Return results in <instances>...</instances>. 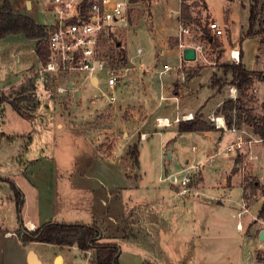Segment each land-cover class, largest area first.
<instances>
[{
    "label": "crops",
    "instance_id": "0c3cea01",
    "mask_svg": "<svg viewBox=\"0 0 264 264\" xmlns=\"http://www.w3.org/2000/svg\"><path fill=\"white\" fill-rule=\"evenodd\" d=\"M39 3L40 0H25V10L21 1L13 6L17 14L27 15L40 25L49 24H41L35 18ZM218 3V0H211L204 8L210 19L226 23ZM180 9L179 6L177 26L181 25ZM238 21L237 13L233 12L231 23L237 26ZM169 31L175 30L164 26L157 30V34L161 39ZM175 39L176 43L172 46L167 41L160 42L162 49L157 48L160 53L154 61H139L141 65L138 67L142 68L145 78L138 92L135 89L131 91L134 96L142 94L143 97L134 99L132 104L128 103V106L136 107L132 111L133 116L116 122L97 119L99 124L89 115L91 109L95 110L94 113L101 109L97 113V116H101L108 115L109 105H112L110 112L119 111L122 114L125 108L117 106V101L113 104L109 102L100 82L96 87L106 102L87 105L91 106L87 111L89 114L84 113L76 102L84 95L82 86L86 80L83 79L82 85L77 87L74 82L77 77H69L72 82H69L66 91H59L58 88L52 92L50 84L56 77L32 72L34 67L41 64L35 51L36 41L27 39L24 34L0 39V94L13 93L15 99L32 92L36 98L31 113H27L24 108L25 115L21 114L13 107V99L5 101L4 112L0 113V133L4 134L0 139V264H30L31 253L36 255L38 264H78L79 259L71 250L81 257L94 260V251L84 252L77 246L61 247L23 241L20 231L22 225L34 231L51 222L97 223L103 232L104 242H117L121 246L120 264H151L148 256L158 257L163 261L162 264H219L204 263V256L215 253L216 247L220 248L222 230L230 235L231 247L241 249L236 253L237 260H233V255L225 247L223 253L227 254V258L222 264H264L257 260L256 252L262 243L259 238L262 228L257 232L252 226V219H256V216L244 214L243 229H237L238 219L234 215L246 204L241 182L238 184L233 181L232 193L241 190L240 197H233L226 190L228 178L224 177L219 185L216 180L221 174L227 175L225 171L222 172L226 169L232 171L235 168L236 174H241V167L237 163L240 152L228 151L227 147L238 141L239 136L246 134L245 129H238L226 122L229 128L226 131L217 127L214 121L212 125L215 129L202 133L180 132L178 123L165 128L157 125L156 118L167 117L173 120L177 112L193 114L195 117L202 108L206 110L209 107V114H215L227 99L220 93L215 95L214 89L197 87L196 77L183 89L178 105L172 99L161 100V85L172 96V82L175 79L174 76L168 78L170 72L160 76V71L165 65L172 66L168 62L169 58L176 60L172 67H176L182 60L179 41ZM230 50L224 52L229 61ZM133 64L135 66H130L136 69L137 63ZM152 75L159 79L158 89H154L151 84ZM53 94L58 100L51 98ZM89 97L91 100L96 98L93 95ZM229 97L233 99L231 92ZM8 112L13 118L9 121ZM217 116L224 117L221 113ZM98 125L105 128V133L112 134V144L103 143ZM245 126L249 128L247 124ZM121 131L123 135H120ZM142 133L148 134L146 142L151 135L163 136L161 148L163 155H167L164 159L167 176L179 177L187 171L201 172L196 187L205 197L194 193L181 195L180 186L166 180L167 176L159 177L160 184L154 179L151 182L145 181L144 174L147 171L141 169L140 148L139 164L136 166L139 171H127L124 158L128 150L123 147L124 142L122 146L118 141L120 137H125L128 144L139 138L140 145L145 142L140 139ZM115 150L118 151V157L111 153ZM217 187L227 191L225 198L219 197ZM14 188L23 193L21 207L16 200ZM263 203L262 199L256 213ZM44 245L49 248H39ZM89 264H93V261Z\"/></svg>",
    "mask_w": 264,
    "mask_h": 264
},
{
    "label": "rangeland",
    "instance_id": "374dc122",
    "mask_svg": "<svg viewBox=\"0 0 264 264\" xmlns=\"http://www.w3.org/2000/svg\"><path fill=\"white\" fill-rule=\"evenodd\" d=\"M20 1L22 2L23 10H25L26 9L25 0H12V3L13 5H18ZM199 1L197 2L195 1L192 5L188 4L186 6L191 7L190 9L191 14H193L194 12L193 18L200 20L201 23H203V25L206 27V24L211 20L210 19L211 17L205 10L204 5L206 3L209 4L211 0H199ZM218 2H219L218 3L219 7H221L224 12V16H225L224 18L227 24L225 38H221V39L217 38L221 43L223 42L222 43L223 47L215 48L213 46V42L212 45L210 46L208 39H204L203 33L201 32V27L199 28V26L196 25L195 23L191 24L192 31H191V35L187 37L188 43L203 45L204 49L207 51L206 57L208 61H204L202 59L199 61L195 60L196 62L193 61L194 63L184 61L183 62L184 74L186 76L184 81L180 79V76L182 74L180 71H177L176 69H172L171 71H169L170 73L168 74V78L170 79L171 76H174L173 79H175L172 82L173 86L171 90H173V95L179 96V103L184 93L183 89L186 86H189L188 82H191L196 77L197 80L195 83L197 84V87L201 89L204 88V90L207 88L214 89L216 90L215 95L218 96L219 93L222 95V97L223 95H225L227 98L226 101L227 100H233L234 102L238 101V99L240 98V92L238 91L237 88H236L237 98L231 99V97H229L230 89L233 85L231 86L227 84L228 80L230 79V76L228 77L224 76L221 67L223 63H229V62L232 63L224 55V52L228 51L229 49L235 48L239 50L241 57L243 54V61L245 62V65L247 66L248 69L254 71L256 70L258 72H264V39H263L264 34L255 33V34L247 35L249 28L250 7L251 5H253V0H218ZM151 3L152 0H145L143 3H141L137 7V13L131 19L129 27L125 29L115 30L114 33H111L106 37H104L102 41V45L100 48L101 55L107 61V67L109 69H112L119 76L120 82L115 91L116 99H117L116 104L117 106H122V107L125 106V108L122 114L119 111L110 112V110L112 109L111 108L112 105H109V108H107L109 110L108 115L103 114L101 116H97V113H100L101 109L100 110L97 109L96 113H94L93 111L95 110L94 109L90 110L91 106L87 107V105H92L94 102H98V104H100V101L101 103H104L106 102V99L104 98L102 100L101 92L97 90V87L95 85L91 84L88 80H86L87 82H84L82 86V91H85L84 95L83 97L79 98V100L76 102V105L79 106V108L81 107V110L84 113H88L87 111L90 110L91 113L88 114L93 118L94 122H98L97 124H99L100 122L99 120L97 121V119L100 120L109 119L111 121L116 122L121 118L127 120L133 116L132 111L136 109V107H132V105L128 106V103L132 104L133 101H135L134 99L143 97L142 94L140 96L135 94L136 96H134V93H132L131 91L132 89H135L136 92H138V89H140L141 87L140 84H142V80L145 78L142 68L140 69L138 67L139 65H141L139 64L140 63L139 61L140 60L144 61L147 59L154 61L156 55L160 53V51L159 52L157 51V48L158 47L161 48L160 42L162 41L169 42L171 46L176 43L175 38H177L176 35L180 28V24L179 26H177L178 25L177 11L180 6L179 0H156L155 3L154 2L152 3V6ZM39 4L40 6L37 9L38 14H36L35 18L41 24L49 23L46 25L50 26L53 20L55 19L53 8L50 6L48 0H40ZM196 4L199 5L196 6ZM200 5L202 6L199 7ZM193 6H195L194 7L195 9L193 8ZM171 10H174L175 12L171 13ZM214 10L216 9L214 8ZM233 12L237 13L238 15L239 21L237 26H234L231 23V15L233 14ZM164 26L167 27V29L174 28L175 31H169L168 33H164V35H162L160 39L159 35L157 34V30H160V28ZM236 28L238 29L237 32H236ZM177 40L179 41L178 38ZM225 46H227V48H225ZM138 49L142 50V54L140 55L137 54ZM220 54H221V58H219ZM224 57L225 60L222 61ZM168 62L172 63L173 66L176 63V60H171L169 58ZM133 63H137L136 69L135 67L130 66V64L135 66ZM40 65L41 64L39 63L38 66L34 67V70H32V72L39 73ZM99 77H100L101 89L103 90V93H108L109 89L106 84L107 81L106 74L104 72H100ZM216 78L218 79L222 78L223 80L222 86L219 85L215 87L212 86V82ZM74 80H75L74 82L77 83L75 84V86L79 87L82 85L83 82L82 77L74 78ZM150 81L154 89L159 88L160 83L158 77L152 75V79H150ZM61 82L63 83L62 85L60 84ZM69 82H72V80L67 76L56 77L54 78L52 84H50V86L52 87L51 91L55 92L56 89L60 88L61 86L63 88L68 89ZM226 94H228V96ZM91 95H93V97L96 98L95 99L93 98L91 100V98L89 97ZM14 96L15 94L13 93L9 95H4V97H6L7 99H13ZM52 97L53 99L58 100V97L54 96V94L53 96H51V98ZM17 98H21L23 103V108H25L27 113L28 111L29 113L33 111V107L36 105L35 103L36 98L34 96V93L28 92L26 95L17 96ZM209 103L211 105V101H209ZM242 103L245 106V110L234 109L232 112L226 113L224 110V105H225V101H224V103H222L217 108V112L215 114H211V115L209 114V111H207L210 110L209 107L206 110L202 108L198 112V114L201 116L203 120H205L209 124L213 123L211 118L217 117V114L220 113L221 115L224 116L226 122L228 123V119H227V115H228V117L232 119V125H235L238 129H245V131L247 132L246 134H242L243 142H244L242 147L241 148L236 147L237 151L240 152L239 157L237 158V163L238 165H240L239 167H241V174H236V172L234 171L235 168L232 169V171L230 169H226L223 170L222 172L224 173L225 171L227 175L225 176L224 174H221L220 176L217 177L218 179L216 180H217V185H219L224 177L228 178V181L226 183L227 186L226 190L230 191L231 194L229 195L233 197H237L238 195L240 197V193H241L240 189L232 193L231 189H232L233 181L237 182L238 184L239 182H241V186L244 189L243 198L246 201V204L244 203L241 208L242 210L237 211L236 214L238 212L243 211V209L245 208L247 210L246 213L244 214L251 213L254 216H256L255 217L256 219L254 218L252 219L253 220L252 226L258 232L259 228H262V230H264V226L262 224L263 218H258L259 211L258 213H256L257 208L260 206L259 205L260 201L262 199L264 200V142L263 141L252 142V146H251L249 141L251 140L254 141L257 138L258 139L260 138L253 132L250 126L249 128H246L245 124L247 121H251L252 118L264 117V79L261 78L255 79L253 86L248 90L246 95L242 97ZM7 119L8 121L13 119L10 113L8 114ZM98 128L101 132L103 143L105 145H107L108 143L112 144L113 143L112 134L105 133L104 132L105 128L100 127V125H98ZM163 132H166V130L165 131L163 130ZM123 133L124 132L121 131L120 135H123ZM120 138L121 139H119L118 144H122L124 142L123 143L124 146L123 144L122 146L126 150H128L127 153L125 152L126 157L124 158L126 169L130 173L131 170H133L134 173H137L139 169H137L138 168L136 167L137 165L134 164L128 152L135 144L139 142V138L135 141L133 140L134 142L133 141L128 142V144H126V141L124 140L125 137L123 138L120 137ZM162 139L163 136L161 134H154L149 137V140L147 142L146 141L141 142L139 145L141 151L140 160L142 161L141 169L147 171V174H144L145 181L151 182V180L154 179L157 182V184H160L159 177L165 178L167 176L165 170L166 168L164 167V159L167 158V155L164 156L162 153V148H161ZM236 143L237 141L234 142V144ZM117 152L118 151L115 150L112 151L111 153H115L117 155L118 154ZM116 155L115 157H117ZM190 174H192V176L194 175L193 173ZM195 174L196 175L193 176V183L195 182L194 180L196 176L198 177L201 174V172L200 174L198 173ZM181 177L182 176L179 175L178 178L181 179ZM199 179L194 183L195 186H198ZM216 190L219 192L220 198H225L224 194H226L227 191H221V188L219 187H217ZM202 196L205 197L204 193H202ZM244 214L242 215L241 219L243 218ZM222 232L223 234H221V239H220L222 244H220V248L216 247L215 253L205 255L204 263H219V264L224 263L225 259L227 258V254L223 253L225 247L233 255L232 259L235 260L236 258L237 260L236 253L241 249H239L238 247L236 248L231 247L229 242L230 235L225 234L224 233L225 230H222ZM259 246L260 249H258L256 252L257 260L259 262L264 263V259L260 260L258 258L259 255H261V257H264V241H262V243ZM129 247L130 244L128 245V249ZM39 248L45 249L49 247H46L44 245V246H40ZM64 250L65 252L66 251L69 252L68 249H64ZM129 251L131 252V250ZM71 252L72 254L75 253L77 258L79 259L78 264H84V263L89 264L90 261L91 262L93 261L91 259L90 260L86 259L84 256L81 257L75 251L71 250ZM248 252H249V248H247V253ZM148 258L151 264L163 263V261L159 260L158 257L148 256ZM173 259L175 260L174 257Z\"/></svg>",
    "mask_w": 264,
    "mask_h": 264
},
{
    "label": "built area",
    "instance_id": "2783aa9c",
    "mask_svg": "<svg viewBox=\"0 0 264 264\" xmlns=\"http://www.w3.org/2000/svg\"><path fill=\"white\" fill-rule=\"evenodd\" d=\"M53 8L54 20L51 23L52 30L47 39V47L49 51L48 60L45 64L40 65L39 74L51 77H82L91 84L99 86V73L104 72L107 76L108 93L104 96L111 104L116 101L115 91L119 85V76L107 67V61L101 55V45L104 37L114 33L115 30L125 29L129 27L131 19L137 13V7L145 0H48ZM199 0H179L180 7L182 5L193 4ZM200 2V1H199ZM200 5L199 7H201ZM195 6H193L194 8ZM191 9V7H190ZM210 20V19H209ZM193 22L181 23L178 30L177 38L179 39L178 48L181 51V62L176 67L165 65L160 71V76L168 73L172 69L180 71L182 74L180 79L185 80L183 51L186 48H194L196 50V60H207V51L201 44H189L187 37L191 35ZM207 29L211 32L213 38H224L226 35L227 25L217 19H211L206 24ZM212 45V40H208ZM137 54H142V50L138 49ZM230 59L232 63L238 64L241 60L240 51L237 49L230 50ZM186 62V61H185ZM97 80L96 82L94 80ZM59 91H66V88L60 87ZM233 99L237 98V89L235 86L230 89ZM162 101L172 99L178 105L179 96H169L165 93L164 86L161 85ZM194 119L193 114H179L173 120L167 117H158L156 122L158 127H170L173 123H181ZM217 127L226 131L229 130L224 117H212ZM233 131L236 129L233 128ZM148 134L142 133L140 139L147 140ZM261 139H255L252 142H260ZM243 136H239L236 144L227 147L228 151L236 152L237 148L243 145ZM118 157V154L116 155ZM239 170H241L239 168ZM196 175L195 173H193ZM193 175V176H194ZM193 176L188 171L180 178L177 175H170L166 180L174 185L180 186L179 193L187 195L194 193L202 196V193L192 186ZM199 177L196 176L195 182ZM247 209L234 215L238 219L237 229H243L242 215ZM264 226V219L262 221Z\"/></svg>",
    "mask_w": 264,
    "mask_h": 264
},
{
    "label": "trees",
    "instance_id": "16d2710c",
    "mask_svg": "<svg viewBox=\"0 0 264 264\" xmlns=\"http://www.w3.org/2000/svg\"><path fill=\"white\" fill-rule=\"evenodd\" d=\"M199 4H196L198 6ZM227 16V15H226ZM180 19L182 23L193 22L201 27L204 39L209 41L212 39L213 46L223 47L222 43L217 38H213L210 31L205 27L200 20L193 18L190 7L182 5L180 9ZM52 27L49 25H40L33 18L17 14L11 0H2L0 4V39H4L10 35L24 34L27 39L36 41V54L42 64L48 60L47 39ZM264 34V0H253V5L250 7L249 28L247 35ZM264 39V38H263ZM221 58V54L219 56ZM223 75L230 79L227 84L235 86L240 92V98L234 102L229 100L225 102L224 110L226 113L236 110H245L242 103V97L246 95L248 90L253 86L255 79H264V72L250 70L243 61V54L238 64L223 63L221 65ZM222 78H216L212 82V86H222ZM225 84V82H224ZM6 97L0 94V113L4 112V103ZM13 107L21 114L23 111L21 98L12 100ZM228 123L232 125V119L228 117ZM246 124L250 126L253 132L259 136L264 142V117L252 118ZM180 132H208L213 131L215 127L201 118L197 113L193 120L178 123ZM4 136L0 133V139ZM134 164H139V145L135 144L128 152ZM230 181V179H229ZM195 183V182H194ZM195 186V184H192ZM15 189L16 200L21 207L23 204V193ZM258 218L264 219V204L261 206ZM22 239L24 242L37 241L45 244H53L61 247L77 246L81 251H94L93 264H120L122 248L117 242H104L103 232L97 223H47L40 228L29 231L23 225L20 228ZM260 260L264 257L259 255Z\"/></svg>",
    "mask_w": 264,
    "mask_h": 264
},
{
    "label": "water",
    "instance_id": "95a60500",
    "mask_svg": "<svg viewBox=\"0 0 264 264\" xmlns=\"http://www.w3.org/2000/svg\"><path fill=\"white\" fill-rule=\"evenodd\" d=\"M183 59L186 62H193L196 60V50L194 48H186L183 51ZM97 81L96 79L94 80ZM170 156V154H169ZM260 240L264 241V230L260 233L259 236ZM30 264H38L36 255L34 253H31L30 255Z\"/></svg>",
    "mask_w": 264,
    "mask_h": 264
}]
</instances>
